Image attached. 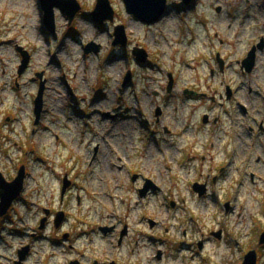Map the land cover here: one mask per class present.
<instances>
[{
  "label": "rangeland",
  "instance_id": "rangeland-1",
  "mask_svg": "<svg viewBox=\"0 0 264 264\" xmlns=\"http://www.w3.org/2000/svg\"><path fill=\"white\" fill-rule=\"evenodd\" d=\"M77 1L72 23L56 10L51 35L39 0H0V172L8 182L27 172L0 219V264L25 248L21 264H242L251 250L264 264V49L242 70L264 44V0H195L188 11L168 0L150 26L123 0H109L114 22L97 26L98 0ZM117 26L126 48L113 45ZM91 43L97 54L85 53ZM18 47L31 55L22 76ZM148 184L156 191L143 195Z\"/></svg>",
  "mask_w": 264,
  "mask_h": 264
},
{
  "label": "water",
  "instance_id": "water-1",
  "mask_svg": "<svg viewBox=\"0 0 264 264\" xmlns=\"http://www.w3.org/2000/svg\"><path fill=\"white\" fill-rule=\"evenodd\" d=\"M126 11L129 15L133 16L137 21L146 24L148 26L159 23L162 19H164L170 12L167 8L168 0H123ZM42 8V12L44 15L43 18V28H46L51 35L56 34V18L55 12L56 10L61 11L66 17L69 18L72 23L76 16L81 12L82 7L77 0H39ZM183 4L188 8L194 7L195 0H182ZM220 12V8L217 10ZM115 19V11L111 6L109 0H98L97 5L95 7L94 12L89 18L97 26H102L106 22H114ZM101 28V27H100ZM114 47L122 46L126 48L128 46V37L126 34V29L124 26H117L114 32ZM264 49V44L258 45L254 47L249 53L248 57L242 62V70L247 74L253 72V69L256 65L257 59V51ZM86 54H97L100 50L99 46H96L94 43L89 44L85 47ZM17 51L20 53L22 57V64L19 69V76H22L28 69L31 61V55L25 51L22 47H18ZM133 56L136 58V61L142 65H144L148 60V54L144 49L135 48L133 50ZM218 61L223 67V62L220 60L218 56ZM36 79L41 80L40 91L37 99L35 100V116L36 121L35 125H39L42 115L44 113V93H45V82H42L43 74H38ZM132 79L131 74H128L124 87H127ZM173 79L170 76V84L168 90H172ZM227 98L230 100L232 98V89H227ZM161 114L160 110H157L156 116L159 117ZM208 121L207 117H205V123ZM26 181V168L22 167L18 173V177L13 182H8L5 180L3 175L0 173V217H5L8 212L12 209L14 203L18 201L24 191ZM71 183L68 180H64L63 187V198L66 191L70 188ZM152 184H148L146 188L142 191V194H146L149 191V188L152 187ZM154 188V187H153ZM195 192L199 193V196H203L206 191L204 186L195 185ZM48 215V212H47ZM64 220V215L60 214L58 219L55 221V227L59 228ZM46 219L42 221V227L44 228L46 224ZM100 231L107 235L109 232H112V229L101 228ZM127 235V230L122 233V238ZM218 239L221 238V234H215ZM259 245H264V234L260 238ZM202 248V244L200 245ZM29 248H25L23 251L19 252L20 262L17 264H21L26 260L28 256ZM161 255L159 256V259ZM72 264H78L72 263ZM243 264H258V254L255 250L250 251L244 258Z\"/></svg>",
  "mask_w": 264,
  "mask_h": 264
},
{
  "label": "flooded vegetation",
  "instance_id": "flooded-vegetation-1",
  "mask_svg": "<svg viewBox=\"0 0 264 264\" xmlns=\"http://www.w3.org/2000/svg\"><path fill=\"white\" fill-rule=\"evenodd\" d=\"M255 67H256V66H255ZM255 67H254V69H255ZM254 69H253V70H254ZM220 70H221V69H220ZM262 130H264V129L262 128ZM72 185H73V184H72ZM72 185H71V186H72ZM139 191H140V190H139ZM155 191H156V189H154V190H153V189L149 190L148 195L151 194V193H153V192H155ZM205 191H206V193H205L203 196H200V197H204V196L207 195V189H206V187H205ZM148 195H147V196H148ZM45 213H47V211H46ZM66 219H68V218L66 217ZM48 221H50V220H48ZM126 230H127V229H126ZM115 231H117V228L115 229ZM123 232H124V231H123ZM121 233H122V232H121Z\"/></svg>",
  "mask_w": 264,
  "mask_h": 264
}]
</instances>
